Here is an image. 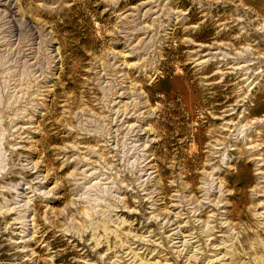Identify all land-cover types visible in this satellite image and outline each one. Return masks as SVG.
I'll return each instance as SVG.
<instances>
[{
    "label": "rangeland",
    "instance_id": "rangeland-1",
    "mask_svg": "<svg viewBox=\"0 0 264 264\" xmlns=\"http://www.w3.org/2000/svg\"><path fill=\"white\" fill-rule=\"evenodd\" d=\"M0 264H264V0H0Z\"/></svg>",
    "mask_w": 264,
    "mask_h": 264
}]
</instances>
